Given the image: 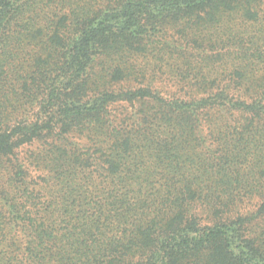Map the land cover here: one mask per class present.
Wrapping results in <instances>:
<instances>
[{"label":"trees","instance_id":"1","mask_svg":"<svg viewBox=\"0 0 264 264\" xmlns=\"http://www.w3.org/2000/svg\"><path fill=\"white\" fill-rule=\"evenodd\" d=\"M262 4L0 0V264H264V69L220 86L186 56L196 21L240 7L264 22ZM159 72L178 94L153 89ZM75 133L96 152L63 161ZM42 141L56 184L18 157Z\"/></svg>","mask_w":264,"mask_h":264},{"label":"rangeland","instance_id":"2","mask_svg":"<svg viewBox=\"0 0 264 264\" xmlns=\"http://www.w3.org/2000/svg\"><path fill=\"white\" fill-rule=\"evenodd\" d=\"M260 8V10L264 12L263 4ZM238 10L239 11L226 12L227 14L218 13L219 15L215 18V21L209 25L204 24L203 21H196V23L192 25V30H194L193 32L196 35L193 39L196 40V42L195 45H193L194 51L192 53L189 51L186 52L187 62L191 70L203 71L205 75H209V79L205 81L208 84L213 83L214 85L228 86L231 82L230 78L232 73H237L238 75H241V77H243L244 74L245 79L242 78L240 81L235 79L233 81L240 87H243V84L247 83L255 84L257 79V83H261V79H259L260 77L257 76L255 81H251V78L249 80L246 79V74L247 72L255 73L256 71L264 69V63L260 59L261 56H264V47H261V41H264V22L261 20L246 21L242 13L243 9L239 7ZM180 27L184 28L185 26L181 25ZM233 43H236L238 48L234 49L231 47ZM207 44L211 46L210 49L207 47ZM249 48L251 51H247ZM190 54L193 55L192 59L188 58ZM250 56H253V58H249ZM170 65L171 64L169 63L165 66L164 70L166 72H172ZM175 71H187L186 67L183 65V61L180 60L179 69H176ZM179 82V78L175 76V74L169 73L168 75H164L159 72L157 80L152 86L154 90L158 89L161 91V94L167 96L174 93L178 94L181 89ZM196 82L202 84L204 81L198 79ZM182 83L183 85L186 84L185 82ZM218 138L220 137H210L207 143H212L216 147L219 141ZM86 144V136L84 134L75 133L64 139L63 143L57 145L58 149L55 148V150H58V154L59 151L65 152L66 155L63 158V161L70 160L71 162L72 158H69V156L73 154H84L86 157H89V155L81 149L83 146L91 149V152L92 150L95 151V147ZM47 146H49V142L45 141L35 142L29 146H23L18 150V157L21 162L27 164L30 174L35 177L36 183H42V179L37 176L45 177L49 175L50 177L46 180L50 182V184H56L59 178V173L64 171V169H59L56 172L54 169L55 163H52L50 168L47 167L49 173L39 171L42 167L40 165L43 164V161L35 157L39 154L42 148L46 150L48 148ZM50 147L51 146H49V148ZM5 177V173L0 174V193L3 188H7L4 179ZM34 197H36L34 199L36 203L40 202L38 196L34 195ZM258 200L259 198L245 200L241 207V211L248 216L254 217L257 212ZM254 230L256 231L255 236L260 240H264V234L261 233V231Z\"/></svg>","mask_w":264,"mask_h":264}]
</instances>
